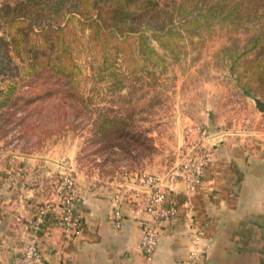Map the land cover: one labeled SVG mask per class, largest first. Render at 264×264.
I'll list each match as a JSON object with an SVG mask.
<instances>
[{
  "label": "rangeland",
  "instance_id": "374dc122",
  "mask_svg": "<svg viewBox=\"0 0 264 264\" xmlns=\"http://www.w3.org/2000/svg\"><path fill=\"white\" fill-rule=\"evenodd\" d=\"M15 1L0 0V8ZM160 1L171 5L182 0ZM199 30V37L178 36L167 47L150 42L155 56H140L126 65L116 61L123 89L112 78L105 81L93 75L89 59L78 55L87 78L82 94L92 99L94 108L108 109V115L121 119L122 136L113 130L97 143L89 115L76 117L70 104L44 105L34 114L30 107L22 110L20 104L4 106L0 107V160L8 161L9 167L15 154L50 155L65 162L76 156V171L78 167L107 183L123 166L141 170L144 162L171 157L174 148L186 142L190 121L212 133L225 128L243 133L256 128L264 133V112L255 106V98L264 102V84L246 71L244 63L238 66L239 79L223 52L236 45L243 47L248 35L217 22ZM13 83L0 77V90ZM21 84L16 86V95L26 90ZM249 89L251 96L246 92Z\"/></svg>",
  "mask_w": 264,
  "mask_h": 264
},
{
  "label": "crops",
  "instance_id": "0c3cea01",
  "mask_svg": "<svg viewBox=\"0 0 264 264\" xmlns=\"http://www.w3.org/2000/svg\"><path fill=\"white\" fill-rule=\"evenodd\" d=\"M164 161L144 162L141 170L162 176ZM7 162L0 160L2 264L19 259L23 226L31 225L42 206L55 198L51 184L70 167L76 172L82 226L77 233H66L58 224L61 207L55 200L39 228L43 264H142L139 245L150 217L125 204L122 227L112 220L114 196L134 188L133 181L124 186L115 176L101 182L78 167L76 171V156L65 162L50 155L15 154L9 167ZM175 189L179 214L162 230L154 264H187L192 223L201 233L205 264H264L263 132L254 128L214 141L204 187L187 193L181 183Z\"/></svg>",
  "mask_w": 264,
  "mask_h": 264
},
{
  "label": "trees",
  "instance_id": "16d2710c",
  "mask_svg": "<svg viewBox=\"0 0 264 264\" xmlns=\"http://www.w3.org/2000/svg\"><path fill=\"white\" fill-rule=\"evenodd\" d=\"M244 31L243 47L223 50L239 78L244 63L264 84V0H17L0 8V77L14 81L0 90V107L21 105L34 114L44 105L70 104L76 117L86 113L97 143L124 133L122 121L94 108L82 94L87 79L78 55L86 56L93 75L121 84V65L155 56L150 42L167 47L175 37L196 38L210 23ZM135 64V62H134ZM26 87L15 94L17 84ZM252 89L247 95H253ZM262 99H264L262 97Z\"/></svg>",
  "mask_w": 264,
  "mask_h": 264
},
{
  "label": "built area",
  "instance_id": "2783aa9c",
  "mask_svg": "<svg viewBox=\"0 0 264 264\" xmlns=\"http://www.w3.org/2000/svg\"><path fill=\"white\" fill-rule=\"evenodd\" d=\"M251 130L253 128L248 132ZM242 133L231 128H225L220 133H212L208 127L194 124L183 146L164 161L162 176L121 167L116 176L118 182L128 186L126 184L133 181L135 187L131 189L128 187L129 190L116 193L113 198L112 220L117 228L122 227L125 204L135 213L150 217L144 224L139 245L143 255L142 264H154L162 230L179 214L175 202L176 186L183 183L187 193L203 188L214 141L222 142L228 136ZM51 185L55 198L42 206L31 225L23 226L25 238L19 248V259L13 264L44 263L40 251L39 228L48 217L55 200L61 207L58 224L66 233H77L82 226L81 215L76 210L79 199L76 172L68 168L59 177L54 178ZM190 235L191 251L187 264H205L206 250L201 245V233L194 223L191 224Z\"/></svg>",
  "mask_w": 264,
  "mask_h": 264
},
{
  "label": "water",
  "instance_id": "95a60500",
  "mask_svg": "<svg viewBox=\"0 0 264 264\" xmlns=\"http://www.w3.org/2000/svg\"><path fill=\"white\" fill-rule=\"evenodd\" d=\"M255 104H256V108L260 112H264V102L262 100H260L259 98H255Z\"/></svg>",
  "mask_w": 264,
  "mask_h": 264
}]
</instances>
